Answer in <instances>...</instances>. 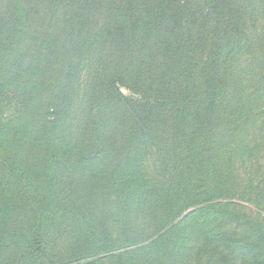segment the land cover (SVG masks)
Instances as JSON below:
<instances>
[{"label":"trees","instance_id":"obj_1","mask_svg":"<svg viewBox=\"0 0 264 264\" xmlns=\"http://www.w3.org/2000/svg\"><path fill=\"white\" fill-rule=\"evenodd\" d=\"M233 1L163 0L160 14L156 13L154 17L147 11L140 21L131 5H125L124 0L7 2L0 13V138L15 137L17 140L14 145L15 155L7 158L6 163L14 171L15 166L22 163L28 165L29 155L35 159L38 150L49 146L52 153L44 155L47 159V178L53 179L59 186L55 189L56 193H50L52 196L56 194L57 199L51 196L41 198L45 205L37 200V207L42 213L30 211L19 215L13 209L17 207L19 211L21 207H29L36 195L30 197L24 193L31 182L29 173L15 172L18 176L12 177L14 183L10 182L13 193L0 200V230H4L0 239V264H65L61 263V253H56L57 247H51L54 235H57L58 240L61 239V225H56L59 231L54 230L55 234H52L53 226L59 222L67 223L65 234L69 237V243L83 237L88 242L92 241L91 236L95 234L99 238L97 243H102L99 248H106V242L102 241L106 237L101 234H105V231L99 232V223L103 217L99 218L98 211L85 213L75 206L73 199L88 194L89 204H99V198L102 200L111 193H119L120 187L123 193L118 217L123 228L119 244L127 249L120 256H139V259L133 260H138V264H148L155 258L162 261L168 254H174L171 236L179 228L171 227L160 234L164 230L163 224L158 223V228L147 222L148 228L141 232L134 225L138 224V215L143 207L145 211L155 213V216L158 214L156 211H174L175 208L182 211L184 207L191 206L196 207L197 211H205L209 216L240 222L235 212L217 207L214 200L211 202L212 195L206 189L211 177L208 172L201 173V184L197 187L193 180L182 178L187 168L180 163L197 155L183 151L177 159L167 162V156L162 153V166L179 163L170 168L169 173L176 178L170 176L164 189L155 188L141 179L143 160L152 146L158 145L176 154L177 150L172 148L171 141L183 128L182 123L191 130H197L199 140L205 137L203 132L206 127H210L209 119L216 111L219 92L223 89L221 58L240 53L239 43L237 46L232 44L235 31L242 26ZM204 10H213L216 16L213 25L206 24L212 13L208 14ZM225 10L227 12L224 14ZM186 18L190 29L193 30L196 23L199 25L196 30H201L200 36H170L169 46L165 44L168 48L163 51L160 42L162 20H167L172 29L177 22H183ZM226 31L231 36L223 35ZM149 33H155L152 41H149ZM241 38H245L243 26L238 40ZM225 39L232 46L224 44ZM91 50L98 52L95 66L100 65L104 67L102 71H105L100 75L105 78L103 83H98L96 78L93 94L97 95L100 87L107 89L105 101L111 100L114 103L111 105L112 111L121 107L120 113L131 116L133 133L125 149V163L119 168L126 180L118 179L115 184L105 185L102 176L99 179L96 176L91 184L84 183L75 187L74 180L67 179L71 175V167L65 165L64 169L70 173L59 175L58 166L69 158L70 153L63 145V126L72 105L73 88L78 82L82 62ZM137 54L140 55L137 57ZM163 54L161 61L159 57ZM122 61L124 67L132 66L136 70L131 78L125 76L128 74L126 70L119 72L118 66ZM49 86L54 88L49 89ZM122 87L144 91H141L139 99L127 98L120 89ZM35 90H39L42 112L41 117L32 122L26 118L22 107L31 100ZM44 94L48 95L47 99H42ZM102 113L103 106L97 111L96 117ZM118 114L119 111H115L113 121ZM96 125L99 130V124ZM107 142L104 135L98 139L94 149L83 147L74 159L75 164L97 167L112 160L114 151ZM2 162L5 161L1 159ZM1 164L3 171L6 164ZM172 169L179 172L173 175ZM97 182L99 185H93ZM16 192L19 194L16 195ZM110 217L111 214L106 216V226ZM25 219H28V225L24 229L21 226ZM175 219V216H171V221ZM191 219H194L193 213L188 221ZM186 222L187 219L184 224ZM248 224L250 226L242 236L216 233L205 238L203 245H208L213 238L217 239V242L210 244V251L207 252L211 264H222L224 253L231 259L244 260L250 253L246 250L257 241L262 243L260 251L263 255L251 261V264H264V227L252 222ZM113 242L111 239L107 241ZM87 246L88 243L82 251ZM66 254L70 255V251ZM73 263L80 264L78 260L69 264Z\"/></svg>","mask_w":264,"mask_h":264},{"label":"rangeland","instance_id":"obj_2","mask_svg":"<svg viewBox=\"0 0 264 264\" xmlns=\"http://www.w3.org/2000/svg\"><path fill=\"white\" fill-rule=\"evenodd\" d=\"M8 1L0 0V13ZM162 1L124 0V3L125 5H131V9L134 10L140 21L147 11H150V14L154 17L157 16L156 13L160 14L159 9L163 7ZM233 2L238 17L241 19L245 38L238 40L242 30V26H240L235 31L232 41V44L236 46L239 43L240 53L221 58L220 68L223 75V89L219 92L216 111L209 119L208 125L210 127H206L203 132L205 137L199 140V137L196 136L197 130L193 128L191 130L188 125L182 123L183 128L180 129L179 134L173 136L171 141L172 148L177 150L176 154H172L164 147L152 146L147 157L143 160L141 179L151 183L155 188L164 189L169 177L172 176L169 173L170 168H174V165L178 166L179 163L177 162L173 166L169 164L168 167L162 166L160 161L162 153L167 156L165 160L167 162L177 159L183 151L187 154L197 155L196 157H191L187 162L180 163L187 168L183 171L182 178L193 180L197 187L201 184V173L204 171L208 172L211 177L206 189L212 195L211 202L213 203L214 200L217 207L235 212L240 222L218 216L210 215V217L205 211H197L196 207L191 208V206L190 208L184 207L182 211H177V208L174 211H156L158 214L155 216V213L145 211L143 207L138 215V224L134 225L138 226L141 232L148 228L147 222L152 227L154 224L158 228L160 227L158 223L163 224L162 228L164 230L160 231V234H164V231L171 227H179L178 231L171 236L175 250L174 254H168L162 261L159 258H155L158 261L154 260L148 264L158 262L160 264H211L207 252L210 251V244L217 242V239L213 238L208 245H203L207 236L210 237L216 233L242 236L246 233L248 226H250L249 222L264 227V0H234ZM204 11L208 14L212 13L207 18L206 24L208 26L213 25L216 18L213 10L212 12ZM226 12L227 10L224 11V14ZM224 18L226 20L227 16L225 15ZM188 25L186 18L183 22H177L171 29L168 21L162 20L160 33L162 50L164 51L168 48L166 45L169 46L170 36L175 38L189 36L190 34L193 37L200 36L201 30H196L199 26L197 23L194 25L193 30ZM223 35L231 36L229 31H226ZM148 37L149 41H152L155 33H149ZM206 37L209 38L210 35ZM223 43L229 42L225 39ZM139 55L137 54V57ZM97 56L98 52L91 50L86 54L82 62L78 82L73 88L72 105L66 124L63 126V145L70 154L68 160L59 164L58 173L60 172L59 175H63L62 173L68 172L69 174V171H71V175L67 179H73L75 187H79L84 183L86 185L91 184L96 176H98V179L102 176L101 180L105 185L115 184L118 179H121V181L126 180V177L123 178L119 172V168L125 163L123 161L124 153L128 147L129 139L132 137L133 123L129 114L120 113L121 107L117 109L119 114L116 116L115 121L112 120L117 110H111V105L114 104L113 102L111 103V100L105 101L107 89L100 87L97 89L98 94H93L96 78H98V83H103L102 80H105L104 77H100L105 72L102 71L104 67L95 66ZM163 56L164 54L159 57L161 61ZM123 64L124 62L122 61L118 66L119 72L126 70L128 74L125 76L131 78L136 70H133L134 67L132 66L127 65L124 67ZM53 88L49 86V89ZM120 89H122L127 98L134 97L135 99H139L144 91V89L133 90L126 87ZM33 95L31 100L24 103L22 107L26 118L32 122L41 117L42 112L41 99L38 96L39 90H35ZM54 95L55 93L52 96ZM47 98L48 95L44 94L42 99ZM102 106V115L96 117L97 111ZM104 122L105 129L103 128ZM96 123L99 124V130ZM182 133L185 137H182ZM104 135H106L107 143H109L111 150L114 151V158L108 162H103L97 167L84 164L76 165L74 159L84 149L83 147L88 146L90 149H94L98 145V139ZM166 136L167 134L165 138ZM190 136H192L191 139ZM16 140L17 138L15 137L0 138V164L1 159L5 161L1 165L6 164L3 171L0 168V200L8 197L9 193H13V190H10L13 188L10 182L14 183L12 177L18 176L15 173L16 171L29 173L31 182L24 193L30 197L36 195V198L32 199L29 207H21L19 211L15 207L13 211L18 212L19 215L30 211L42 213L41 209L37 207V200L40 201L41 205H45L46 203L41 198L51 196L57 199L56 194L52 196L50 193L52 191L56 193L57 190L55 189L59 185L53 179L47 178L48 170L47 164H45L47 159L44 156L52 153V149L49 146L42 147L41 150H38V153H35V159H32L29 155L28 165L22 163L19 166H15L13 171V167L6 162L8 161L7 158L15 155L14 145ZM193 143L197 144L195 148ZM162 148L164 149L162 150ZM65 157L68 156L66 155ZM65 165L70 166L71 169L66 171L64 169ZM172 170L174 171L173 175L179 172L176 169ZM4 171L6 173H3ZM11 171H13L12 175H10ZM99 182L93 185L97 186ZM199 191L201 190L196 192ZM122 193L123 191L120 187L119 193H111L102 200L99 198V204H89L88 194H81L73 199L75 206L83 209L85 213L87 211H98L99 218L103 217L99 223V232L105 231V234H101L106 237L102 241L106 242L107 247L99 248L102 243H97L99 238L95 234L91 236L92 241L88 242L83 237L79 241L72 240L69 243V237L65 234L67 223H56L52 228V234H55L54 230L59 231V227H56V225H61L62 235L60 240L56 238L57 235L52 237L53 245L51 247H57L56 253H61V263L69 264L73 260H78L80 264H138V260H133L139 259V256H130L128 254L120 256L121 253L127 250L125 246H120L119 244V236L121 237V229L123 228L118 217ZM17 194L19 193L16 192ZM68 207L69 205L66 208L68 209ZM149 213L151 214L150 216ZM192 213L194 219L188 221ZM108 214H111V217L108 218L106 226V216ZM207 215L209 217L205 218ZM171 216H175L176 219L171 221ZM186 219L187 222L184 224ZM27 225L28 219H25L21 228L25 229ZM10 227H13V225ZM3 231L0 230V239L3 237ZM109 239L114 240V242L107 243ZM86 243H88V246L82 251ZM261 248L262 243L259 241L255 242L246 250V252L250 253L247 254L244 260L231 259L227 253H224L223 255L225 256H222L221 263L251 264V261L260 259L263 255V252L260 251ZM68 251H70V255H64ZM67 259L69 260L66 261ZM14 261L17 262L18 259L15 258Z\"/></svg>","mask_w":264,"mask_h":264}]
</instances>
